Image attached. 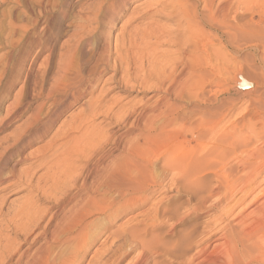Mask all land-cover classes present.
I'll list each match as a JSON object with an SVG mask.
<instances>
[{"label": "bare ground", "instance_id": "1", "mask_svg": "<svg viewBox=\"0 0 264 264\" xmlns=\"http://www.w3.org/2000/svg\"><path fill=\"white\" fill-rule=\"evenodd\" d=\"M133 1L148 20L138 31L142 47L133 48L134 60L126 42L132 50L137 35L124 36L122 28L113 66L110 48L101 43L103 54L90 75L75 65L59 80L61 92L55 87L57 94L53 88L44 94L52 72L33 90L23 69L28 50L45 38L36 26L41 21L51 29L52 21L33 17L28 2L17 0L30 23L20 26L23 35L10 42L17 52H7L0 69V112L11 89L25 82L0 131L28 113L34 100L46 96L52 103L0 138V264H86L101 235L106 237L88 264H121L134 253L128 264H264V91L259 94L246 77L224 84L229 68L235 78L245 76L243 64L253 62L264 82V0H103L86 23L113 26ZM166 44L170 49H161ZM110 68L123 70L128 90L154 95L102 107L101 78ZM84 97L90 98L87 106L26 155ZM254 97L258 119H233L237 104ZM102 115L109 128L97 123ZM115 124L128 130L119 134ZM131 132L135 136L125 140ZM16 192L24 196L10 201Z\"/></svg>", "mask_w": 264, "mask_h": 264}, {"label": "rangeland", "instance_id": "2", "mask_svg": "<svg viewBox=\"0 0 264 264\" xmlns=\"http://www.w3.org/2000/svg\"><path fill=\"white\" fill-rule=\"evenodd\" d=\"M26 1L28 2V4L32 8L33 17H35L37 19L39 18V20H42L43 17L45 16L49 20L52 21V28L51 29H47V30L44 29L40 25L41 21H40V24L36 26L34 32L38 33V34L44 33L45 38L42 39V41L40 43L37 42L38 44H35L32 49L28 50V55L26 56L27 58L25 59L24 69H23L25 73L23 72L24 73L23 77L24 78L29 77V79H30V83L29 84L31 86V89H33V90H34V87L32 88V86L35 83H38V85H37L38 88H41V80L46 76L47 70H48L49 73H51V72L52 73L50 74L51 75L50 76V80L51 81H49L50 85L47 86V89H43L44 94L48 93L51 88L54 89V93L55 94H57L58 92H61L62 91L61 90L62 87L60 85V81L62 82V79H63L64 75L66 74L65 72L67 71V72L70 73V69H74V67H76V66L77 67L78 66L81 67L82 72L85 71V72H83L84 75H90V72L94 69V67L98 63L97 60L100 59V57L102 56L103 51H104L103 46H106V44L110 48L109 58H110V64L113 66V64H114L113 62L116 61V57H117L115 55L116 54V48H115L116 46L115 45H117L115 39L118 38L117 35L120 36V34L123 33L124 30H125L124 36L128 35V37H129V34L130 35L133 34L135 36L137 35V37H135V40H136V43L134 44L135 46L133 45L134 47H132L133 52L131 50V45H128L129 42H126V41H128V37L127 38L125 37L126 39L124 38L125 42L127 44V49H130V50H128L129 51L130 60H132V59L134 60V55H136V53H137L136 50H135L137 48V46H138L137 51H140L139 49L142 47V42L140 41L141 40V36H140L139 33L141 32L140 30L143 27H145V25H146L145 23H147L148 20H146V22H145L144 20H142V18H140V17H142V13H141V11H139L140 7H138V8L136 7L138 4H140L139 1H138L139 3L137 1H133L129 5V8L125 11L123 16L120 18V20H117L114 23L113 26L107 25V22L105 24L102 22L101 24L94 25V26H93V24L89 25V23H86V19L88 20V18L89 19L91 18V16L95 13V10L98 7V4L101 1H103V0H46V1L45 0L44 1L43 0H26ZM40 1H42L44 3L43 7L46 8L45 9L46 11L44 10L43 7H42L43 9L40 7V5H41ZM33 2H34L35 5L33 4ZM45 6H48V7H45ZM33 7H35V8H33ZM134 9L135 10L138 9L136 14L137 13H141V14H137L138 16L136 14H134L135 13ZM19 10L20 9L18 8L17 0H0V63H3V64H0V69H2V67L4 65V58L7 55L6 53L9 52V51H13L15 53L17 52V50H15V51L12 50V48H11L12 44L10 42H13L15 40L20 39L21 35H23V30H22V28L20 26H27L30 23L29 22L30 21L29 18L24 16L23 13H21V10L20 11ZM37 10L40 11V12H38L40 15L39 14L37 15ZM140 10H141V8H140ZM134 15H136L137 17L136 16L132 17ZM20 16L21 17L23 16V18H21ZM37 16H39V17H37ZM50 16H51V18H50ZM15 18H17V19H15ZM126 18L127 19H132L133 18V20H131L126 25V24H124V22H128V20L126 21ZM27 19H28V21H27ZM83 21H85V22H83ZM14 22H16L17 24L14 23ZM140 22L142 23V25H141ZM162 22H163V19H162ZM87 24H88V26H87ZM9 25H11V26H9ZM39 26H41V27H39ZM87 27L91 28L92 30L94 29V30L92 31L91 29H89ZM107 27H108V29H107ZM136 27L139 28V29H137ZM86 28L89 29V30H87ZM135 28H136V30H135ZM14 29H16V30H14ZM127 29H129V30H127ZM83 31H85V32L83 33ZM126 31H128L129 34H126ZM132 31H133V33L131 34L130 32H132ZM138 31H140V32H138ZM97 32H98V34H97ZM119 32H121V33H119ZM86 33H87V35H86ZM108 33H109V35H108ZM95 34H96V36H95ZM50 35H52V38H51ZM14 36H17V38H15ZM8 37H9L10 40L8 39ZM25 41H24V43L26 45L27 43ZM101 43H102L103 46L101 45ZM138 43L139 44L141 43V44L139 45ZM119 44L120 43L118 41V45ZM82 45H83V47H82ZM96 45H97V47H96ZM78 46H81V47H78ZM128 46H130V48ZM167 46H168L167 44L166 45H162L161 49L169 50L170 48H168L169 46L168 47ZM77 48H78V51H77ZM90 48H92V49H90ZM133 48H135V49H133ZM79 49H83V50H79ZM93 50H95L96 52L93 51ZM79 58H81V59H79ZM78 59L81 60V61L78 62L77 61ZM113 59H114V61H111ZM82 60H84V61H82ZM52 61H54V62H52ZM135 61H136V59H135ZM74 62H77V63H74ZM73 63H74V65H72ZM81 64H82L83 67L80 66ZM243 65H244L243 69H244L245 76H239L238 75L235 78V73H234L233 68H229L231 71L228 73V74H230L228 76H230L231 78H228L227 75H226L224 77V84H226L228 86L230 84H232V83L233 84L234 83L238 84V83L241 82L242 77H246L254 85L253 89H255L256 91H260L259 94H261V92L264 91V86H263L264 82H263V77H262V72L263 71H261L258 68L259 64H256L255 62H253V64L251 66H248V65H245V64H243ZM57 66H59V67H57ZM132 66L133 67L135 66L134 68H136L135 62H134V64L133 63L131 64V68H130L131 72L134 71V68ZM229 69H228V71H229ZM53 70H55V71H53ZM112 70H113V68L112 69L110 68L107 71H105L104 75L101 78V86L104 87L106 85L105 86V91L106 92L104 94V101H103V103L101 105L102 107L105 106V105L112 104V103H116V105H118L120 107L123 106V105H128V104L132 105L133 103L134 104L138 103V102L144 100L145 98H149L152 95H154V92H152V90H150V89L144 90V91L143 90L138 91L139 89L136 90V91L135 90L131 91V89L128 90L129 88L127 89L125 85H124L125 87L123 86L124 83L122 84V80L121 79L123 77L122 73H124L123 70H121L122 72L119 70L117 73H114V71H112ZM58 71H59V73H58ZM61 73H62L63 76L61 75ZM54 75H56L54 77L55 79L52 78ZM24 78H22V80L20 82H18V84H16L11 89L12 90L11 96L9 98H7L2 103V106H1L2 107V111L0 112V121L3 120V118L5 116V112L7 110V106L9 107L10 105L13 104L15 96L19 93L20 88L23 87L24 82H25ZM110 78H113L112 81H110ZM52 80H56V81L52 82ZM119 80L121 82H119ZM52 83H53V85H52ZM59 85H60V87H59ZM55 87L57 89L59 88L58 89L59 91L57 89H55ZM97 95H98V93H94V97L97 96ZM88 96H89V94H88ZM261 97H263V95L260 96V100H261ZM254 98H255L254 100L249 98L251 103H249L247 101V98H246L245 101L239 102L237 104L236 110H235V112L233 114V119H235V120L240 122L242 120V118H243V115H246L247 119H251L252 121L257 120L258 116L255 114V111L252 108L253 107L252 105L255 104L257 106V104L259 102L258 101L259 99H257L256 97H254ZM89 99L87 97H84L82 99V101L80 100L79 103H77L74 107H72L69 110H67L66 113L61 114L59 119H58V121H57V123H56V125H55V127H54V129L44 138L45 141L34 143L31 147H29V149L26 150L27 151L26 155L30 154V152H31V154L35 153V151H37L38 148H41L43 145H45L46 143L44 144V142H47L55 134V131L62 124H64L65 122L67 123V122H69L71 120L70 119L71 115H75V114L79 113L82 109H84L87 106V103H88ZM85 102H86V104H85ZM51 103H52V101L49 102L47 100L46 96H43L40 99H37V100H34V102H31V108L32 109L28 113H25L24 116L11 121L7 125V128H6L7 130H1L0 131V138L8 136V135H11V134L17 132V130L20 128V126L21 125L23 126V124L30 118V116L35 113L34 110L38 106H42L41 109H40L41 111L39 110V113L47 112L48 107L51 105ZM246 108H248V109L246 110ZM117 109H118V107L116 108V110ZM37 112H38V110L36 111V113ZM262 116H264V111H262ZM108 122L109 121H107L106 118H104L103 115L99 116L98 119H97V123L98 124H102V127H105V128H109L108 127ZM257 123L260 124V121L257 122ZM113 127L115 128V130H117L119 132V134L122 133V132H125L126 130H128V126L125 127V129H124V126L122 127L120 125L118 126V125L115 124V125H113ZM134 134H135L134 132H131L124 139L125 140H129V139H131L132 137L135 136ZM116 154L117 153H115L114 155H116ZM27 165L28 164L19 165L17 168L19 169V167H20L21 169H23V168H26ZM43 172L44 171L41 170L38 174L40 175ZM13 195L10 197V201L17 200L21 196H24V194L19 193V192L18 193L16 192V194L14 196ZM167 196H168L169 199H171L174 196V193L169 192L167 194ZM50 205H51L50 203H45L44 207L45 206L47 207V206H50ZM144 209H146V207ZM143 210L139 209V210L134 211L133 213L126 214L125 216L122 217V219H120L118 221V223L116 224V228H118L119 226L123 225L128 219H131L133 216L135 217L137 214H139ZM102 236L103 235H101L98 238V240L96 241L95 245H93V247L91 249V252H90V255H89V257H88V259L86 261V264L89 263L90 259L92 258L93 254H94V251L102 244L103 240L106 237V236H103V237ZM40 242H42V241H38V243H40ZM133 256H135V253L131 254L121 264H128V262L130 261L131 258H133Z\"/></svg>", "mask_w": 264, "mask_h": 264}]
</instances>
